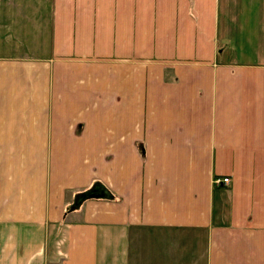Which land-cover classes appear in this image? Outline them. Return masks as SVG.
<instances>
[{"label":"crops","instance_id":"obj_1","mask_svg":"<svg viewBox=\"0 0 264 264\" xmlns=\"http://www.w3.org/2000/svg\"><path fill=\"white\" fill-rule=\"evenodd\" d=\"M137 258L264 264V0H0V264Z\"/></svg>","mask_w":264,"mask_h":264},{"label":"built area","instance_id":"obj_2","mask_svg":"<svg viewBox=\"0 0 264 264\" xmlns=\"http://www.w3.org/2000/svg\"><path fill=\"white\" fill-rule=\"evenodd\" d=\"M213 183L216 185H228L229 184V178L226 177H215L213 179Z\"/></svg>","mask_w":264,"mask_h":264},{"label":"rangeland","instance_id":"obj_3","mask_svg":"<svg viewBox=\"0 0 264 264\" xmlns=\"http://www.w3.org/2000/svg\"><path fill=\"white\" fill-rule=\"evenodd\" d=\"M223 177H226V178H229V184H230V177L229 176H223ZM152 262L151 261H148V260H141V259H138L137 258V261L135 263H132V264H151Z\"/></svg>","mask_w":264,"mask_h":264},{"label":"water","instance_id":"obj_4","mask_svg":"<svg viewBox=\"0 0 264 264\" xmlns=\"http://www.w3.org/2000/svg\"><path fill=\"white\" fill-rule=\"evenodd\" d=\"M90 195L92 196V195H94V193H90Z\"/></svg>","mask_w":264,"mask_h":264}]
</instances>
